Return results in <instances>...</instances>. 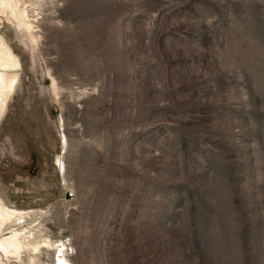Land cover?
Instances as JSON below:
<instances>
[{
    "label": "rangeland",
    "instance_id": "1",
    "mask_svg": "<svg viewBox=\"0 0 264 264\" xmlns=\"http://www.w3.org/2000/svg\"><path fill=\"white\" fill-rule=\"evenodd\" d=\"M22 6L0 198L39 250L0 262L264 264V0Z\"/></svg>",
    "mask_w": 264,
    "mask_h": 264
},
{
    "label": "bare ground",
    "instance_id": "2",
    "mask_svg": "<svg viewBox=\"0 0 264 264\" xmlns=\"http://www.w3.org/2000/svg\"><path fill=\"white\" fill-rule=\"evenodd\" d=\"M22 4H23V0H0V11L3 13L5 11L9 12L17 28L23 30V32H25L29 36L30 41L33 43L36 41L35 30L33 29V25L31 24L30 19L28 18L29 16L28 13H26V8L22 6ZM19 67H20L19 58L17 57L13 48L9 44H7L0 35V120L6 111L7 103H8L7 101L9 100L11 94L15 89V85L18 82L19 73L17 71ZM52 88H53L52 89L53 92L56 93L57 95L58 94L57 88L55 86ZM26 212L28 213V211ZM27 213H25L21 209L17 210L15 208L10 207L0 198V252L1 253H4L5 255L6 253L8 254L11 253V255L13 254L19 255L21 250L23 249L29 248L30 250L33 251L36 249L39 250L38 240L30 239L31 238V237L29 238L30 235L28 236V238L23 237L24 236L22 232L23 230L22 231L20 230L18 231L17 229H10V230L8 229V231L5 230L7 224L19 220V218L23 217L24 214ZM23 239H27V240L24 241ZM45 243L49 245V241H45ZM30 260L34 261L35 259L34 257H32V259ZM0 264H2V262H0Z\"/></svg>",
    "mask_w": 264,
    "mask_h": 264
}]
</instances>
